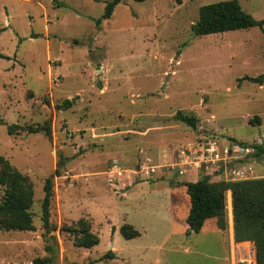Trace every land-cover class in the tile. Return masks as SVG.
I'll return each instance as SVG.
<instances>
[{
	"label": "rangeland",
	"instance_id": "374dc122",
	"mask_svg": "<svg viewBox=\"0 0 264 264\" xmlns=\"http://www.w3.org/2000/svg\"><path fill=\"white\" fill-rule=\"evenodd\" d=\"M111 1L0 0V156L30 179L34 193V231L0 232V262L228 264L229 192L225 230L212 219L193 233L181 186L202 177L231 180L227 172L178 177L159 171L146 182L131 173L124 188L109 184L106 174L115 161L131 170L146 159L160 166L172 149L199 140L263 147L264 80L244 78L264 74V25L197 37L191 27L199 9L228 0H120L103 19ZM237 1L264 22V0ZM67 100L72 104L64 109ZM179 111L195 117L196 127L176 121ZM45 122L50 137L7 131ZM255 153L236 162L252 171L248 180L264 178V154ZM58 162L49 207L53 230L45 236L43 187ZM80 220L98 237L97 246L77 248L61 230ZM124 225L139 237L125 239ZM241 249L239 263L256 264L254 243ZM110 251L113 257L104 258Z\"/></svg>",
	"mask_w": 264,
	"mask_h": 264
},
{
	"label": "trees",
	"instance_id": "16d2710c",
	"mask_svg": "<svg viewBox=\"0 0 264 264\" xmlns=\"http://www.w3.org/2000/svg\"><path fill=\"white\" fill-rule=\"evenodd\" d=\"M145 2L149 0H134ZM120 0L111 1L105 8L103 19H109L114 8ZM264 22L255 20L245 13L237 0L222 1L202 6L198 12V20L192 25L191 30L197 37L212 34H221L239 30L259 28L262 31ZM252 83L261 85L264 74L258 78L245 77ZM70 101H65L63 108L71 106ZM174 119L190 128H195L197 119L190 115H184L181 111L174 115ZM9 135L19 132L28 134L43 133L50 137L51 126L49 122L36 127H7ZM255 157L264 154V146H254ZM58 162L54 176L45 180L43 187L44 198L41 206V221L45 236L53 230L49 223V207L53 198V177L59 176ZM189 198V212L185 223L189 232L198 233L208 220H216L217 228L224 231L226 194L231 196L232 220L234 230V242H253L255 247L256 264H264V178L239 181V182H211L208 177H202L195 182H184ZM0 232H32L34 231L32 213L30 208L33 203V185L27 176L22 175L9 162L0 156ZM63 232L73 236V244L77 248L91 249L98 245V237L91 233L90 225L80 220L73 227H63ZM120 234L127 240L139 237L131 225L120 228ZM51 252L50 248H47ZM113 257L110 251L104 258ZM51 259H35L34 264H50Z\"/></svg>",
	"mask_w": 264,
	"mask_h": 264
},
{
	"label": "built area",
	"instance_id": "2783aa9c",
	"mask_svg": "<svg viewBox=\"0 0 264 264\" xmlns=\"http://www.w3.org/2000/svg\"><path fill=\"white\" fill-rule=\"evenodd\" d=\"M253 147L238 145L236 143L221 148L216 140H199L186 145V147L174 148L168 156V160L160 166L152 165L148 159L139 163L135 170H131L123 166L119 162H114L107 170V181L112 185L123 186L122 182L131 180V173H135L142 181L152 179L157 172L161 171L182 177L185 174L195 171L196 174L204 172V174L212 175L220 171L227 172L229 179L227 182L246 181L252 173L250 169H246L238 164L240 155H248ZM134 171V172H133ZM128 178V179H126ZM122 188V189H123ZM0 264H34L33 261L24 262H0Z\"/></svg>",
	"mask_w": 264,
	"mask_h": 264
},
{
	"label": "crops",
	"instance_id": "0c3cea01",
	"mask_svg": "<svg viewBox=\"0 0 264 264\" xmlns=\"http://www.w3.org/2000/svg\"><path fill=\"white\" fill-rule=\"evenodd\" d=\"M184 189H185V187H184ZM228 198H229L230 207H231V196H230V193H229V197ZM231 209H232V207H231ZM245 243L248 244V242L236 244L234 242V239L232 238V243L230 241L229 262H228V264H241V263H239L240 261H242V259H241L242 258L241 250L242 249L241 248H242V246L245 245ZM239 246H241V247H239ZM239 258L241 260H239Z\"/></svg>",
	"mask_w": 264,
	"mask_h": 264
}]
</instances>
